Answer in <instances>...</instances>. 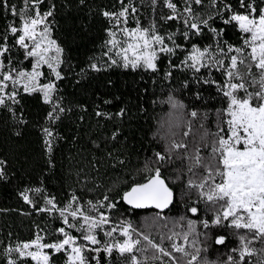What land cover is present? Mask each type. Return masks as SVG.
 I'll return each instance as SVG.
<instances>
[{
  "label": "snow or ice",
  "instance_id": "snow-or-ice-1",
  "mask_svg": "<svg viewBox=\"0 0 264 264\" xmlns=\"http://www.w3.org/2000/svg\"><path fill=\"white\" fill-rule=\"evenodd\" d=\"M118 3L119 10L102 12L110 22L105 30V66L92 62L90 70L100 72L116 66L155 72L158 61L165 56L170 67L182 66L194 75L202 74L204 69L209 77L213 71L219 72L223 83L210 78H204L203 83L217 84V90L227 99L222 112V117H227L222 119L226 127H218L215 133L194 132L198 112H190L192 119H186L185 106L169 96L166 103L173 111L161 121L156 133L164 148L145 163L144 182L133 183L118 200L108 194L114 188L95 201L84 202L73 193L62 207L55 197L44 195L45 206L36 211L58 214L63 226L55 230L57 238L46 242L45 235L38 230L29 241L5 246L0 253L4 264H52V256L57 253H64L65 264H90L85 253L101 250L127 254L129 264H264V0H149L153 12L159 9L162 23L154 20L148 26L141 23L139 9L131 0ZM55 10V3L48 0H0V20L7 21L0 23V108L7 109L13 117L19 112V122L27 123L22 99L38 94L42 104L48 106L46 120L50 126L43 127L42 133L49 154L57 139L51 126L66 111L58 85L64 78V48L53 37L51 18ZM130 18L134 27H129ZM173 23L177 25L175 31H161L163 26L172 27ZM228 26L240 33L239 46L222 40ZM208 33L214 43L198 45L192 41V37ZM180 38L190 48L179 43ZM178 52L184 54L180 65L171 60ZM171 75L166 72L165 78ZM196 78L199 81L201 77ZM122 114L123 110L117 115ZM105 115L96 112V116ZM200 129H204L203 124ZM204 148L210 149L208 155L202 154ZM5 165L6 161L0 159V181L9 179ZM173 165L178 166L172 182L186 178V187L197 192V200L187 211L199 216V203L206 205V218L199 220L203 232L198 231L196 220H188L187 230L170 229L169 233L160 234L157 241L150 232L139 231L130 221L113 219L119 215L120 203L132 209L168 208L173 203L174 191L164 171ZM29 193L41 195L43 189H25L20 193L24 202L35 208ZM213 229H232L237 238V245L229 250L225 261L207 258L213 237L217 246L227 242L225 235ZM99 231L109 238L103 249L97 247L101 244ZM116 233L122 239H117Z\"/></svg>",
  "mask_w": 264,
  "mask_h": 264
},
{
  "label": "trees",
  "instance_id": "trees-1",
  "mask_svg": "<svg viewBox=\"0 0 264 264\" xmlns=\"http://www.w3.org/2000/svg\"><path fill=\"white\" fill-rule=\"evenodd\" d=\"M11 2L19 3V0ZM48 2L56 5L55 15L51 18L54 19L53 37L64 48V63L61 66L64 78L58 85L66 111L51 126L57 139L53 152L49 154L45 150L42 133L43 127L50 126L46 120L48 106L42 104L38 94L25 95L22 99L23 118L27 123L19 122V112L13 117L7 109L0 108V159L6 161L5 170L9 178L0 181V253L5 246L33 239L38 230L45 235L46 242L57 238L55 230L63 226L58 214L36 211V208L45 206L44 195L55 197L58 206L62 207L73 193L84 202L89 199L95 201L102 198L108 189L114 188L108 194L118 200L119 195L133 183L143 182L147 176L142 171L145 163L156 151L164 148V142L156 133L161 121L173 111L166 103L169 96L185 106L186 119H192L190 112H198L194 132L207 130L215 133L218 127H226L222 125V119L227 117H222V112L227 107V99L217 90V84L203 83L204 78L223 83L224 78L219 72L213 71L209 77L204 69L202 74L194 75L182 66L170 67L169 58L165 56L158 61L155 72L142 67L133 70L116 66L100 72L90 70L92 62L105 66L104 42L108 38L105 30L110 27V22L102 12L119 10L118 0ZM131 2L139 9L138 16L144 26L154 20L162 23L159 9L153 12L149 0ZM4 15L11 18L6 13ZM6 22L0 20V23ZM134 26V20L130 18L129 27ZM176 28L173 23L172 27L163 26L161 31L172 32ZM222 40L237 46L241 44L240 33L231 26L226 28ZM192 41L198 45L214 43L210 33L204 37L194 36ZM178 42L185 44L186 48L191 46L182 38ZM183 57L184 54L178 52L171 58L172 63L180 65ZM82 69L86 71L82 73ZM169 71L171 77L165 78V73ZM197 76L201 77L199 81ZM121 110L123 114L117 115ZM97 111L106 115L96 116ZM201 124L204 129H200ZM209 151V148H204L202 154L208 155ZM120 160L124 164H120ZM177 166H170L164 171L175 195L174 203L167 211L136 210L120 203L119 215L113 219L117 222L120 219L130 221L139 231L150 232L157 241L160 234L169 233L170 229L176 232L187 230L188 220H196L198 231L203 232L199 220L206 218V205L203 201L199 203V216L187 211L197 200V192L186 187V178L172 182ZM37 187L43 189V194L29 193L35 202L34 208L24 202L20 193ZM212 231L225 235L227 242L217 246L213 237L209 242L207 258L225 261L229 250L237 245V238L232 229ZM74 235L79 236V233ZM114 236L122 239L118 233ZM98 239L101 244L97 247L103 249L104 242L109 238L99 231ZM167 244L165 241V246ZM255 246L260 247L259 244ZM85 255L90 258V264H97V261L100 264H129L128 255L121 256L116 251L109 254L101 250L100 253L86 252ZM65 260L64 253L52 256V264H65ZM0 264H4L2 256Z\"/></svg>",
  "mask_w": 264,
  "mask_h": 264
},
{
  "label": "water",
  "instance_id": "water-1",
  "mask_svg": "<svg viewBox=\"0 0 264 264\" xmlns=\"http://www.w3.org/2000/svg\"><path fill=\"white\" fill-rule=\"evenodd\" d=\"M144 182V181H143ZM143 182H140V183H143ZM131 187V186H130ZM129 187V188H130ZM128 190V189H127ZM175 196V195H174ZM173 203H174V200H173ZM173 203L168 207V208H166V209H164V210H158V209H155V208H148V209H155V210H157V211H159V212H164V211H167L172 205H173ZM126 205V204H125ZM127 207H129V208H131L130 206H128V205H126ZM132 209V208H131ZM136 210H141V209H136Z\"/></svg>",
  "mask_w": 264,
  "mask_h": 264
},
{
  "label": "rangeland",
  "instance_id": "rangeland-1",
  "mask_svg": "<svg viewBox=\"0 0 264 264\" xmlns=\"http://www.w3.org/2000/svg\"><path fill=\"white\" fill-rule=\"evenodd\" d=\"M44 71L47 72V69L45 68Z\"/></svg>",
  "mask_w": 264,
  "mask_h": 264
}]
</instances>
